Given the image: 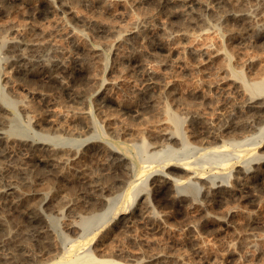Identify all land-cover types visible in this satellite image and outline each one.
Returning a JSON list of instances; mask_svg holds the SVG:
<instances>
[{
    "label": "rangeland",
    "instance_id": "1",
    "mask_svg": "<svg viewBox=\"0 0 264 264\" xmlns=\"http://www.w3.org/2000/svg\"><path fill=\"white\" fill-rule=\"evenodd\" d=\"M193 1L173 0V5L166 6L159 0H64L63 12L55 10L46 17L34 15L21 4L17 8L2 7L0 41H18L16 50H23L29 63L16 62L18 52L0 42V96L12 102L4 128L9 136V154L0 155L1 170H11H3L1 185L13 181L16 189L11 196L21 198L22 206L39 209L40 193H45L50 203L57 206L44 208L48 220L54 221L51 247L42 248L45 251L41 253V248L26 240L21 215L3 206L0 197L2 264H29L27 252L38 255L37 264H49L47 259L69 261L86 254L109 264H264V169L256 180L247 182L248 188L242 194L246 200L212 203L199 196L194 185H185L189 200L178 207L161 203L148 191L147 168L171 156L178 161L187 160L188 165L205 167L202 172L208 179L224 180L232 157L238 156L246 170L264 160V118H253L245 108L250 93L255 92L256 97L264 100V91L250 89L253 83L264 82V0ZM238 10L245 14L242 18ZM180 11H192L194 22L186 26ZM96 24L102 26V32L101 28H94ZM90 47L98 55L87 52ZM52 63L66 67L67 72L58 78L64 82L63 87L55 82L45 84L39 77L26 81L16 75V70L25 68L24 64L34 70ZM146 70L155 74L154 83L145 76ZM237 82L242 83L241 88ZM75 84L74 91L82 94L76 102L71 99ZM244 122L247 127L227 130ZM206 130L216 132L219 139L215 144L225 143V148L203 151L201 148L207 145H202L205 140L200 135ZM162 131L179 132L176 135L185 142L172 146L161 160L150 159L151 151L145 147L160 143L158 134ZM25 139L58 145L55 147L68 152L71 160L59 166L63 177L32 167L27 161L29 151L21 145ZM106 147L125 153L132 167L127 178L109 168ZM117 177H124L125 185L115 182ZM51 180L54 181L49 184ZM97 188L100 191L95 192ZM165 188L162 197L168 198L174 187L170 184ZM93 192L105 198L95 214L88 211L91 195L96 196ZM147 192L148 205L142 209L143 216L135 214L121 221V212L137 211L140 199L132 208L135 196ZM227 211H232L229 217L225 216ZM91 213L95 216L89 219ZM80 217L88 218L84 227L69 233L68 224L80 221ZM23 236L25 240L19 239ZM151 256L157 261L146 262Z\"/></svg>",
    "mask_w": 264,
    "mask_h": 264
},
{
    "label": "bare ground",
    "instance_id": "2",
    "mask_svg": "<svg viewBox=\"0 0 264 264\" xmlns=\"http://www.w3.org/2000/svg\"><path fill=\"white\" fill-rule=\"evenodd\" d=\"M67 1V0H66ZM89 2V0H86ZM93 1V0H92ZM227 1V0H226ZM243 1V0H242ZM70 2V1H69ZM85 2V1H84ZM104 2V1H103ZM102 2V3H103ZM160 3L162 4H165L166 6L168 5H173V0H159ZM183 2H194L193 0H183ZM229 2V1H228ZM68 3V2H67ZM96 3V2H95ZM98 3V2H97ZM21 4L22 6L24 5L25 7L29 8L31 10V12L34 14V15H38L40 17H46L49 13L51 12H54L55 10L57 11H61L63 12L62 8L65 6L64 4V0H0V14L2 13V7L5 6V5H10L9 8H11V6H16V8L18 7V5ZM104 4V3H103ZM87 5V4H86ZM91 5V3H90ZM244 6V5H243ZM207 7V6H206ZM232 7V6H231ZM240 7V6H239ZM70 8V7H69ZM202 9V8H201ZM242 9V6L240 8V10ZM5 10V9H4ZM10 10V9H9ZM7 10V12L9 11ZM15 10V9H14ZM70 10V9H69ZM72 10V9H71ZM238 10V11H240ZM6 11V10H5ZM237 11V12H238ZM5 12V13H7ZM241 12V11H240ZM4 13V12H3ZM71 13V12H70ZM11 14V13H10ZM196 14V13H195ZM242 13L239 14L238 16L240 18H242ZM179 15V14H177ZM201 15V14H200ZM245 15V14H244ZM66 16V15H65ZM82 16V15H81ZM180 16L183 18V23L187 26V25H191L194 21H193V12L190 11H180ZM199 16V15H198ZM247 16V14H246ZM79 17V16H78ZM202 18V15L200 16ZM85 18V17H84ZM92 18V17H91ZM200 18V20H201ZM89 19V18H88ZM78 20V19H77ZM83 20V19H82ZM94 20V19H93ZM96 20V19H95ZM94 20V21H95ZM181 20V19H180ZM79 21H80V17H79ZM86 21V20H84ZM92 21V20H91ZM197 21V20H195ZM199 21V20H198ZM103 22V21H102ZM82 23V22H81ZM86 25H87V22H85ZM89 23V22H88ZM92 23V22H91ZM100 24V23H99ZM102 24V23H101ZM100 24V25H101ZM107 24V23H106ZM183 24V25H184ZM4 25V24H3ZM89 25V24H88ZM95 25V24H93ZM92 25V26H93ZM100 25H97V27L94 26V28H101L102 26ZM90 26V25H89ZM109 26V25H108ZM111 26V25H110ZM3 28V27H2ZM8 28V27H7ZM105 29H108L107 27ZM104 29V31H105ZM113 29V28H112ZM111 29V30H112ZM260 29V28H259ZM258 29V30H259ZM22 31V30H21ZM33 31V30H32ZM100 32L103 31V29L101 28L99 30ZM107 31V30H106ZM105 31V32H106ZM109 31L108 30V33L109 34ZM113 31V30H112ZM31 32V31H30ZM45 32V31H44ZM69 32V31H68ZM79 32V31H78ZM82 32V31H81ZM17 33V32H16ZM74 33V32H73ZM137 33V32H135ZM21 34V33H20ZM28 34V33H27ZM31 34V33H30ZM80 34V33H79ZM82 34V33H81ZM86 34V33H85ZM33 35V34H32ZM36 35V34H34ZM45 35V34H44ZM76 35V34H74ZM73 35V36H74ZM78 35V34H77ZM83 35V34H82ZM17 36V35H16ZM133 36V34H132ZM19 37V36H18ZM22 37V36H21ZM20 37V38H21ZM26 37L25 34L23 36V38ZM29 37V36H28ZM42 37V36H41ZM86 37V36H85ZM4 38V37H3ZM14 38V37H13ZM17 38V37H16ZM32 38V37H31ZM30 38V41H33L32 39ZM76 38V37H74ZM82 38V36H81ZM12 39V38H11ZM27 39V38H26ZM36 39V37H35ZM34 39V40H35ZM70 39V38H69ZM79 39V38H78ZM85 39V38H84ZM83 39V40H84ZM127 39V38H126ZM7 40V39H6ZM21 40V39H20ZM19 40V42H20ZM29 40V39H27ZM82 40V39H81ZM125 40V39H124ZM39 41V39H38ZM73 41V40H72ZM2 43L3 46H7L8 47H11V50L15 49L16 50V47H17V42H15L14 40L13 41H5V40H1L0 41ZM28 42V41H27ZM41 42V41H40ZM43 42V41H42ZM75 42V41H74ZM21 43V42H20ZM25 43H26V40H25ZM51 43V42H50ZM73 43V42H72ZM24 44V43H22ZM28 44V43H27ZM31 44V42H30ZM29 44V45H30ZM77 44V43H76ZM37 45V44H36ZM20 46V45H19ZM25 46V45H24ZM39 46V45H38ZM47 46V45H46ZM52 46V45H51ZM73 46H74V43H73ZM82 46V45H81ZM107 46V45H106ZM35 47V46H34ZM33 47V48H34ZM86 47V46H85ZM13 48V49H12ZM26 48V47H24ZM32 48V47H31ZM49 48V47H48ZM58 48V47H57ZM81 48V47H80ZM97 48V47H96ZM158 48H161L163 49L162 47H158ZM1 49V48H0ZM17 49H19L17 47ZM77 49V48H76ZM89 49V48H88ZM10 50V49H9ZM22 50V48L20 49ZM38 50V49H37ZM36 50V51H37ZM82 50V49H81ZM84 50V48H83ZM17 51V50H16ZM19 51V50H18ZM17 51V52H18ZM23 51V50H22ZM21 51L18 52L16 55V59H14L16 62H21V63H29L28 61V58L26 59V57H29V56H24L23 55V52ZM35 51V52H36ZM49 51V50H48ZM80 51V50H79ZM89 51V53H96L95 52V49L94 47L91 48L89 50H87V52ZM97 51V50H96ZM140 51V50H139ZM9 52V51H8ZM11 52V51H10ZM27 52V50H26ZM29 52V51H28ZM98 52V51H97ZM101 52V51H100ZM86 53V52H85ZM83 53V54H85ZM138 53V52H137ZM12 53H10V56H11ZM14 54V52H13ZM30 54V52H29ZM35 54V53H34ZM33 54V55H34ZM82 54V55H83ZM91 54V55H92ZM97 54V53H96ZM28 55V54H27ZM36 55V54H35ZM85 55H88V54H85ZM98 55V54H97ZM96 55V56H97ZM102 55V53L100 54ZM99 55V56H100ZM81 56V55H79ZM93 56V55H92ZM138 56V55H137ZM31 57V56H30ZM88 57V56H87ZM33 58V57H31ZM29 58V59H31ZM43 59V58H42ZM90 59V57H89ZM34 60H36L34 58ZM33 60V61H34ZM47 60V58H46ZM50 60V59H49ZM47 60V61H49ZM86 59H84V62H85ZM13 61V60H12ZM32 61V60H31ZM41 61V60H40ZM88 61V60H87ZM42 62V61H41ZM44 62V61H43ZM50 62V61H49ZM56 62V61H55ZM83 62V61H82ZM35 63V62H34ZM25 65V68H20L18 70H16V75L21 77L20 79H23V80H29V79H32V78H41L42 81L45 83V84H50L52 82H55L57 83L58 87H63L64 86V82L62 81V79L58 80L59 77H62L63 74H65L67 72V70H65L66 67L62 66L61 64H48V65H41L39 67H37L36 69L32 70V69H29L27 68V66ZM31 64V63H30ZM18 65H20V63H18ZM29 65V64H28ZM34 65V64H33ZM32 65V66H33ZM36 65V64H35ZM38 66V65H37ZM30 67V66H29ZM34 67V66H33ZM31 68V67H30ZM11 70V69H10ZM235 71V70H234ZM86 72V71H85ZM237 72V70H236ZM232 73V72H231ZM9 74V73H8ZM15 74V73H14ZM86 74V73H85ZM13 75V74H12ZM11 75V76H12ZM155 74L146 70L145 71V76L147 77V79L150 81V83H154V79H155ZM231 75V74H230ZM6 76V75H5ZM16 78V76H15ZM264 78V77H263ZM238 79V78H237ZM6 80V79H5ZM242 80V79H241ZM262 80V78H261ZM253 82V81H252ZM238 84V82H237ZM242 83L238 84L240 86L238 87H242L241 85ZM246 84V83H244ZM76 86V84L71 88V99L73 101H77L79 100L81 97H82V94L80 92H78L77 90L74 91V87ZM248 86V85H247ZM246 86V87H247ZM3 88V87H2ZM244 88V87H243ZM249 88V87H248ZM66 91H69L67 88H64ZM246 89V88H244ZM251 91H257V92H260V91H264V82H260L258 81V83H253L252 86L250 87ZM249 89V91H250ZM5 90V89H4ZM7 90V89H6ZM240 90V89H239ZM2 91V90H0ZM87 91V90H86ZM85 91V92H86ZM250 91V92H251ZM6 93V91H3V93ZM144 92V91H143ZM2 93V92H1ZM247 93L249 94L248 90H247ZM261 93V92H260ZM263 93V92H262ZM169 94V93H168ZM248 94H247V97H248ZM253 94V93H250V95ZM257 94V93H256ZM249 95V98L246 100V105H245V108H246V111L247 112H250L251 115L253 116V118H259V119H262L264 118V100H261L260 98L256 97L255 96V92H254V95ZM43 96V95H42ZM171 96V95H170ZM11 98V97H10ZM43 98V97H42ZM13 100V99H12ZM15 101V99L13 100ZM18 101V100H16ZM15 101V102H16ZM153 102V101H152ZM180 102V101H179ZM150 103V102H149ZM20 105V104H19ZM154 106V103L151 104ZM23 106V105H22ZM21 106V107H22ZM128 107V105H126ZM12 107V102L9 101L8 99H5L4 97H1L0 96V155H7L8 153V144L9 143V136L6 135V131H4V128L6 127V124H7V114L10 110V108ZM19 107V108H21ZM14 108V107H13ZM24 108V107H23ZM165 108V107H164ZM163 108V110H164ZM15 110V109H14ZM22 110V109H21ZM128 110V109H127ZM130 110V109H129ZM13 111V110H11ZM23 111V110H22ZM167 111V110H166ZM164 111V112H166ZM24 112V111H23ZM90 113V111H88ZM163 112V111H162ZM26 113V111H25ZM28 113V112H27ZM169 113V111H168ZM87 115V114H86ZM90 115V114H89ZM172 115V114H171ZM88 116V115H87ZM168 116V115H167ZM178 117V116H177ZM9 118V117H8ZM29 118V117H28ZM90 118V117H89ZM172 118H174L172 116ZM31 119V118H30ZM33 119V118H32ZM81 119H84L81 118ZM79 119V120H81ZM86 119V118H85ZM173 120V119H172ZM9 121V120H8ZM197 121V120H196ZM78 122V121H77ZM85 122V121H84ZM89 122V121H88ZM92 122V121H91ZM173 122V121H172ZM32 123V122H31ZM86 123V122H85ZM90 124V123H89ZM92 124V123H91ZM173 124V123H172ZM179 124V122H178ZM51 125V124H50ZM180 125V124H179ZM247 122H244V123H238L235 125L233 124V127H228L227 130H235V129H240V128H244V127H247ZM9 126V124H8ZM87 126V124H86ZM94 126V125H93ZM176 126V125H175ZM229 126V125H227ZM91 127V125H90ZM174 127V125H173ZM177 127V126H176ZM180 127V126H178ZM177 127V128H178ZM206 128V127H205ZM224 128V127H223ZM92 129V127H91ZM179 129V128H178ZM226 129V128H225ZM224 129V130H225ZM62 130V129H61ZM90 130V128H89ZM171 130V129H170ZM164 131V130H163ZM159 132L160 134H158L160 136V143H156L157 144H154V143H150L152 145H146L145 148H147L149 151H151L149 155V158L150 159H156L157 160H161L162 156L165 155V152H168L169 149L172 148V146H176L178 145L179 143H184V139L179 136L176 135L177 133H173V132ZM177 131V130H176ZM115 132V131H114ZM10 133V132H9ZM65 133V132H64ZM154 134V133H153ZM157 135V137H158ZM197 136V135H196ZM200 137H202V140H205V143L202 142V145L206 144L207 146L209 145V147H202L201 149L203 151L205 150H209V149H215V148H218V147H224L225 148V143L222 144L221 146H217L215 143L216 141L219 139V136L216 135V132L214 133V131H204V133H202V135H200ZM15 139V137H13ZM13 139V140H14ZM20 139V138H19ZM19 139L17 141H19ZM23 139V138H22ZM26 140V139H25ZM21 141V140H20ZM144 141V139H143ZM16 142V141H15ZM146 142V141H145ZM144 143V142H143ZM23 146H26L27 147V150L29 151V154H28V160L31 164H32V167L36 168V169H42L44 171H46L47 173H50L52 175H57L58 176H62L63 175L61 173H59V166L60 165H64L65 163H68L70 160H71V155L64 151L59 149V147H55V146H58V145H49V144H44V143H36V142H28L27 140L22 142ZM143 144H141L142 146ZM143 148V147H141ZM99 149V148H98ZM146 149V151H147ZM66 150V149H65ZM144 150V149H143ZM71 151V150H70ZM101 151V150H100ZM103 151V150H102ZM71 154L73 152H70ZM101 153V152H100ZM105 153H106V162L109 166L110 169H112L115 173V172H120L121 174H123L124 177L127 178L128 174L132 172V167L131 165L129 164L130 162L127 161V157L125 155V153L122 151V150H118L117 148H107L105 149ZM9 154V153H8ZM73 156V154H72ZM173 156H171L172 158ZM171 158H164L162 159L161 161H159V163L156 165V166H150L147 168V172L145 173V179L148 181V183L150 184V188H149V192L154 195V198H157L159 199V201L161 203H167L168 204H171L173 206H178L180 207L183 203L185 202H188V195L186 194L185 192V185L187 186H190V185H194L195 188H197V194L199 196H202L203 198H205V200L207 201H211L212 203H223V202H227L229 200H233L235 198H240L242 200H246L247 197L246 195H242L244 192H245V188L247 187L246 184L247 182H251L253 180H256L257 179V176L260 175V170L261 169H264V160L263 161H258V162H255L256 164H258L259 166H256L254 169L252 170H246L244 168H242L241 164L239 163L240 161L238 160V156L237 157H232L229 161H228V164H227V170H228V174H227V177L226 179H216V178H210L208 179L205 174L202 172L203 168L205 167H199L197 166V164H191V165H188L187 164V160H175V159H171ZM260 158H262V156H260ZM103 160V159H102ZM26 161V162H27ZM105 162V161H103ZM129 162V163H128ZM156 162V161H155ZM29 165V163H27ZM102 164V163H101ZM153 164V163H152ZM27 165V166H28ZM67 165V164H65ZM18 167V166H17ZM17 167H14L17 168ZM13 168V167H12ZM23 167H21L20 169H22ZM29 168V166H28ZM64 168V167H63ZM77 168V167H76ZM80 168V167H79ZM19 169V170H20ZM25 169V168H24ZM32 169V168H31ZM4 170V169H3ZM3 170H1L0 168V197H2V199L4 200V203L5 206L9 211L11 212H15V213H19V216L21 215L22 219H23V223H24V227H26V233L23 234L25 236H27L26 240H29V242H33V245L34 246H37L39 248H49V246L52 244L50 241L52 240L50 238V233L52 234V224H53V219L50 218L48 220V216L46 217L45 214L43 213V211L45 212L44 208H47L49 206H51L52 204L50 203V200L48 199V197L45 195V193H40L39 194V203H37L36 201H34V203L36 202L37 204H39L40 208H35V207H29L28 204H26L28 207H25L24 205L22 206L21 205V198H15L14 196L12 197L11 194L13 193V191L16 189L15 186L13 184V181L9 182L6 181V183L4 185H1V182L3 181L4 179V172ZM11 170V169H10ZM9 170V171H10ZM29 169H27L28 171ZM6 171V170H4ZM9 171H6V172H9ZM13 171V169H12ZM26 171V172H27ZM33 171H36L35 169ZM64 171V170H63ZM179 171V173H178ZM18 172V171H17ZM20 172V171H19ZM25 172V173H26ZM28 172L31 173V170H29ZM37 173H39L40 171H36ZM42 172V171H41ZM67 172V171H66ZM74 172V171H73ZM14 173V172H13ZM21 173H22V170H21ZM29 173V176H31ZM64 173V172H63ZM70 173V172H69ZM249 173H251V175H248ZM6 174V173H5ZM11 174V173H9ZM23 174V173H22ZM27 174V173H26ZM32 174V173H31ZM34 174V173H33ZM92 174V173H91ZM119 174V175H121ZM239 174H241L242 176H239ZM8 175V173H7ZM37 175V174H36ZM64 175H66V173H64ZM71 175V174H70ZM73 175V174H72ZM116 175V174H115ZM118 175V176H119ZM17 176V175H16ZM21 176V175H20ZM25 176V174H24ZM23 176V177H24ZM27 176V177H29ZM33 176V175H32ZM89 176V175H88ZM110 176V175H109ZM112 176V175H111ZM22 177V176H21ZM40 177V176H38ZM49 177V175H48ZM116 177V176H115ZM122 177V176H120ZM119 178L117 177L115 180V182L119 183V185H125V178ZM10 178V177H9ZM30 178V177H29ZM28 178V179H29ZM36 178V177H35ZM47 178V177H45ZM51 178V177H50ZM53 178V176H52ZM16 179V178H15ZM19 179V178H17ZM24 179V178H23ZM34 179V178H33ZM38 179V178H37ZM69 179V178H68ZM86 179V178H84ZM21 180V179H20ZM19 180V182H20ZM25 180V179H24ZM56 180V179H54ZM54 180H51L49 181V184L52 183ZM62 180V178L60 179ZM65 180V179H64ZM82 180V179H81ZM18 181V180H17ZM17 181H15L17 183ZM23 181V180H21ZM30 181V179H29ZM84 181V180H83ZM87 181V180H86ZM85 181V182H86ZM95 181V180H94ZM18 182V183H19ZM24 182V181H23ZM22 182V183H23ZM26 182V181H25ZM31 182V181H30ZM35 182V180H34ZM57 182V181H55ZM73 182V181H72ZM78 182V181H77ZM97 182V181H96ZM15 183V184H16ZM17 183V184H18ZM59 183V182H58ZM62 183V182H60ZM80 183V182H79ZM100 183V182H99ZM98 183V184H99ZM253 183V182H252ZM24 184V183H23ZM27 184V183H26ZM32 184V183H31ZM83 184V183H82ZM90 184V183H88ZM96 184V183H95ZM172 185L174 187V191L168 196L166 195H163L164 197H162V194L164 192V190L166 189L165 187L168 186V185ZM22 185V184H21ZM25 185V184H24ZM29 185V184H28ZM48 184L46 183V186ZM60 185V184H59ZM62 185V184H61ZM86 185V184H85ZM94 185V184H93ZM20 186L17 185V187ZM34 186V185H32ZM55 186V185H53ZM57 186V184H56ZM101 186V185H100ZM23 187V185H22ZM26 187V186H25ZM25 187H23L25 189ZM28 187V186H27ZM30 187V185H29ZM28 187V188H29ZM49 187H51L49 185ZM61 187V186H60ZM92 187V186H91ZM90 187V188H91ZM15 188V189H14ZM89 188V187H88ZM93 188V187H92ZM104 188V187H103ZM137 188V186L134 187V191L135 189ZM169 188V187H168ZM248 188V187H247ZM21 189V188H20ZM31 189V188H30ZM39 189V188H37ZM44 190H46L45 188H43ZM52 189V187H51ZM99 189H102L99 187ZM98 188L95 189L94 191L96 192V190L98 191L99 190ZM33 190V188L31 189ZM36 191V188L34 189ZM40 190V189H39ZM50 190V189H49ZM91 191H93L92 189H89ZM137 190V189H136ZM17 191V190H16ZM20 191V190H19ZM38 191V190H37ZM69 191V190H68ZM88 191V190H87ZM90 191V192H91ZM100 191V190H99ZM172 191V189H171ZM22 192V191H21ZM26 192H29L28 189ZM34 192V191H33ZM41 192V191H40ZM43 192V191H42ZM54 192V191H53ZM70 192V191H69ZM149 192L147 193H139V195L137 194L132 202V208L135 207L134 203L140 199L139 201V204L137 205V211H133L131 210V212H121L119 214V219L122 221V220H128L130 219L131 217L133 216H136L135 214L140 215L145 207H147L148 205V200H147V194H149ZM16 193V192H15ZM14 193V194H15ZM19 193V192H18ZM51 193V192H50ZM94 193V192H93ZM30 194V193H29ZM73 194V193H72ZM96 194V193H94ZM166 194V193H165ZM17 195V194H15ZM20 195V194H19ZM26 195V193H25ZM38 195V194H37ZM147 195V196H146ZM18 196V195H17ZM22 196V195H21ZM27 196V195H26ZM95 196V195H94ZM99 196V194H98ZM32 197V195H31ZM35 197V196H34ZM51 197V196H50ZM63 197V196H62ZM71 197V195H70ZM134 197V196H133ZM132 197V198H133ZM52 198V197H51ZM57 198V197H55ZM91 201L89 202L90 204V209H88V211L90 210L91 212H94L97 210V208H100L102 207V205L104 204V201H105V198L104 197H97V194L95 197H90ZM66 199V198H65ZM34 200H37V199H34ZM57 201V200H56ZM67 201V200H66ZM72 201V200H71ZM78 201V200H76ZM33 202V200H32ZM31 202V203H32ZM52 202V201H51ZM68 203L70 201H67ZM73 202V201H72ZM32 203V204H34ZM53 203V202H52ZM2 204V203H1ZM24 204V202L22 203ZM36 204V206H37ZM76 204V203H75ZM74 204V205H75ZM30 205V204H29ZM55 205V203L53 204ZM52 205V206H53ZM71 205V204H70ZM69 205V206H70ZM73 205V206H74ZM32 206V205H30ZM55 207V206H53ZM52 209H55L53 208ZM75 207V206H74ZM81 208V206H79ZM203 207V206H202ZM70 208V207H69ZM1 209V208H0ZM48 209V208H47ZM51 209V208H50ZM71 209L73 210V208L71 207ZM146 209V208H145ZM79 210V209H77ZM200 210V209H199ZM56 211V210H55ZM71 211V210H70ZM75 212V211H74ZM9 213V212H8ZM150 213V212H149ZM49 214V213H47ZM95 214V212H94ZM105 214V213H104ZM148 214V213H147ZM205 214H206V211H205ZM232 214V211H227L226 212V215L227 217H229L230 215ZM57 215V214H56ZM87 215H89L87 213ZM86 215V216H87ZM149 215V214H148ZM2 216V215H1ZM82 216V215H81ZM93 216L95 215H90L87 216L89 219H92L94 218ZM141 216H143L141 214ZM151 216V215H150ZM150 216L148 218H150ZM203 216V215H202ZM210 216V215H209ZM3 217V216H2ZM87 217H80L78 218L80 221L78 222H71L68 224L66 230L70 233V232H73L75 230H77L78 228L80 227H84L83 226V223L86 222L88 220ZM141 218V217H140ZM147 218V219H148ZM153 218V217H152ZM202 218V217H201ZM207 218V217H206ZM209 218V217H208ZM214 218V217H213ZM222 219V218H221ZM56 220V219H55ZM120 221V222H121ZM221 221V220H220ZM223 221V220H222ZM4 221H2L3 223ZM1 223V225H2ZM4 224V223H3ZM196 225V224H195ZM6 226V225H5ZM110 226V225H108ZM21 227V226H20ZM22 228V229H23ZM109 228V227H108ZM192 228V227H191ZM83 229V228H82ZM24 230V229H23ZM22 230V231H23ZM106 230V229H105ZM104 230V231H105ZM20 231V230H19ZM19 231H18V234H19ZM108 231V230H107ZM106 231V232H107ZM25 232V231H24ZM21 233V234H22ZM20 234V235H21ZM25 236H23L24 238H19V239H23L25 240ZM22 240V242L24 243V241ZM18 241V240H17ZM21 241V240H19ZM29 242L27 243H24V244H28ZM21 243V242H19ZM18 243V244H19ZM21 243V244H23ZM23 244V245H24ZM30 245V243H29ZM54 245V244H53ZM22 246V245H21ZM26 247V246H25ZM51 247V246H50ZM23 248V246H22ZM28 249H29V246H28ZM25 250V249H23ZM31 250V248L29 249ZM43 251H40L41 253H43L45 251V249H42ZM29 253L28 256H30L29 260V264H37V262L39 263L40 261H36V259L38 258L37 256L38 255H31V252H27V254ZM162 253V252H161ZM160 254V253H159ZM11 255V254H10ZM153 255V254H152ZM155 255V254H154ZM130 256V255H129ZM4 257V256H3ZM15 257V256H14ZM131 257H134L133 255ZM136 258V256H135ZM148 258V263H150L152 260H156V257L154 256H151L150 258ZM164 258V257H163ZM1 259V258H0ZM9 259V258H8ZM161 259V258H160ZM50 260V263H53V264H109L110 262L109 261H100V260H97L95 259L93 256L89 255V254H86V255H83V256H76L72 259H70L69 261H55L53 262V260L51 259H47L45 261H48ZM5 261V259L3 260ZM157 261V260H156ZM8 262V261H7ZM6 261L4 262L7 263ZM11 262V261H10ZM155 262V261H154ZM180 262V261H179ZM1 263V262H0ZM49 263V264H50ZM156 263V262H155ZM161 262H159L160 264ZM164 263V262H163ZM191 263V262H190ZM194 263V262H193ZM2 264V263H1ZM16 264V263H15ZM121 264V263H120ZM158 264V263H157ZM162 264V263H161ZM199 264V263H198Z\"/></svg>",
    "mask_w": 264,
    "mask_h": 264
}]
</instances>
